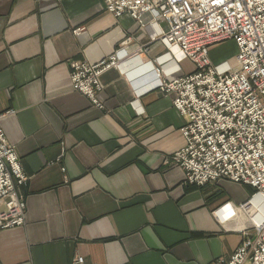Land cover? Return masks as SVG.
<instances>
[{
    "label": "crops",
    "instance_id": "1",
    "mask_svg": "<svg viewBox=\"0 0 264 264\" xmlns=\"http://www.w3.org/2000/svg\"><path fill=\"white\" fill-rule=\"evenodd\" d=\"M153 32L104 0H0V112L16 111L1 124L29 176L25 224L0 229V264H208L244 240L247 221L215 211L247 198L228 180L185 185L167 161L186 119L174 92L150 89L167 51ZM126 37L143 50L102 75L100 109L73 88L70 62H96Z\"/></svg>",
    "mask_w": 264,
    "mask_h": 264
},
{
    "label": "built area",
    "instance_id": "2",
    "mask_svg": "<svg viewBox=\"0 0 264 264\" xmlns=\"http://www.w3.org/2000/svg\"><path fill=\"white\" fill-rule=\"evenodd\" d=\"M104 7L116 18L128 14L142 27L150 25L151 39L167 48L153 65L150 89L174 92L173 105L186 119L185 144L167 160L184 169V184L204 187L228 180L251 188L239 205L226 202L216 209L217 215L223 211L226 218L242 217L247 224L238 227L244 236L240 246L208 264H264V0H104ZM131 41L124 38L96 62H70L73 88L100 109L105 107L102 75L114 68L126 72L143 50L128 51ZM227 43L235 47L234 59L214 63L215 48H229ZM185 59L196 65L193 72L183 71ZM15 112H0V229L25 224L20 187L29 176L1 124ZM246 209L250 212L244 214ZM74 263L88 264L81 255Z\"/></svg>",
    "mask_w": 264,
    "mask_h": 264
},
{
    "label": "rangeland",
    "instance_id": "3",
    "mask_svg": "<svg viewBox=\"0 0 264 264\" xmlns=\"http://www.w3.org/2000/svg\"><path fill=\"white\" fill-rule=\"evenodd\" d=\"M227 44L230 45L229 48L227 47L226 44L215 48L214 52L217 54V57L213 58L214 63L219 64L222 61L225 60L232 61L234 59L236 55L235 47L233 46L232 43H227ZM181 66L185 73L193 72L196 69V65L190 59L183 60L181 62ZM226 183L229 186L231 197L234 198L239 197L240 199H246L250 195V190L245 185L235 182L233 183L231 181H227ZM210 184H214V183H210Z\"/></svg>",
    "mask_w": 264,
    "mask_h": 264
}]
</instances>
